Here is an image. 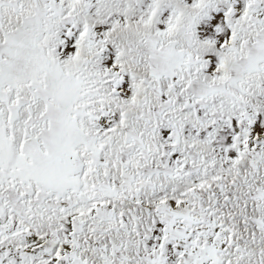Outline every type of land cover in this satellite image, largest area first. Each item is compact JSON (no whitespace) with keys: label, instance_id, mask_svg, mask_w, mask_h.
<instances>
[{"label":"snow or ice","instance_id":"obj_1","mask_svg":"<svg viewBox=\"0 0 264 264\" xmlns=\"http://www.w3.org/2000/svg\"><path fill=\"white\" fill-rule=\"evenodd\" d=\"M0 264H264V0H0Z\"/></svg>","mask_w":264,"mask_h":264}]
</instances>
